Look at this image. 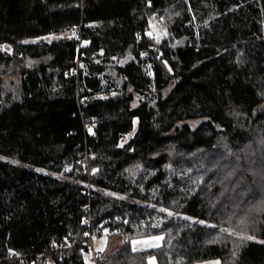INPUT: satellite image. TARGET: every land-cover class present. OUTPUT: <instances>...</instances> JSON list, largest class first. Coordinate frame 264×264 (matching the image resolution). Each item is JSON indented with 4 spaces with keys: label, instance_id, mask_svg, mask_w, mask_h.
Masks as SVG:
<instances>
[{
    "label": "trees",
    "instance_id": "16d2710c",
    "mask_svg": "<svg viewBox=\"0 0 264 264\" xmlns=\"http://www.w3.org/2000/svg\"><path fill=\"white\" fill-rule=\"evenodd\" d=\"M170 11L167 34L151 38ZM221 141L257 152L247 166L258 175H241V161L209 165V153L226 155ZM263 147L264 0H0V264L42 253L86 264L89 215L98 237L124 239L98 264H148L152 253L157 264H264ZM16 156L27 167L4 160ZM155 235L161 247L130 249Z\"/></svg>",
    "mask_w": 264,
    "mask_h": 264
},
{
    "label": "rangeland",
    "instance_id": "374dc122",
    "mask_svg": "<svg viewBox=\"0 0 264 264\" xmlns=\"http://www.w3.org/2000/svg\"><path fill=\"white\" fill-rule=\"evenodd\" d=\"M175 13L174 12H168L165 15H162V17L160 19H153L151 22V29L148 32V35L157 40L159 37L164 36L167 34V27L168 24L170 23V20L174 17ZM76 37L77 36V32L74 31H67L65 33L59 34V35H50V36H46L40 39V41L44 40L45 42H51L55 39H59V38H71V37ZM38 41V40H37ZM157 49V48H156ZM116 59V58H115ZM117 61V60H115ZM114 66H109V69L107 71V74L110 76V79H114L115 83L118 84V86L121 85L122 83V79L117 75V71L114 70L113 68ZM137 100L134 103V106H137ZM188 124L193 128H197V126L199 125V122L197 121H188ZM135 133V129L133 132H131L129 135H127L124 139L123 142H126L133 134ZM222 143V145H220ZM221 143L219 142L218 146L216 147L215 151H220V150H225L226 155L225 156H218L216 154H211L209 153L208 157V163L209 165L211 163L213 164H223V165H231L233 167L237 166L239 164V161L242 162L243 166H238L236 169L238 171H241V175L246 173L245 170H247L248 166V162L249 161H256L259 159H253L252 156H258L257 152L250 150V148L244 147L242 149L243 152L241 153H237L236 151H231L228 146L226 145L225 142L221 141ZM258 145L261 149V145L259 143L254 144V147ZM264 148V147H263ZM220 149V150H219ZM216 153V152H214ZM218 153V152H217ZM200 153H198V157L197 156H193L189 157V156H185L184 157V161L186 162V164L188 165H193L195 163H197V159L196 158H200ZM228 155V156H227ZM241 156V157H240ZM91 158V157H90ZM4 160H7L15 165L18 166H22V167H27L26 162L20 157V156H16L12 159H7L5 158ZM209 167V166H208ZM48 168V167H47ZM46 167L45 168H36L35 170L38 172H43V173H47L48 169ZM198 168H200V166H198ZM207 168V167H206ZM170 171L173 174L176 175H180V170L178 167H170L169 168ZM249 169V168H248ZM186 170L190 173L191 171L188 169V167L186 168ZM215 171H211L209 170L206 174L207 178L211 177L214 174ZM251 174H255L258 175V172H254L253 170L248 171ZM250 176V174H249ZM255 177V176H254ZM234 180L239 179V175L236 176L235 178L232 177ZM253 178V177H252ZM255 178H253L254 180ZM259 179V178H256ZM257 190V189H256ZM255 190V191H256ZM237 191V190H236ZM237 194V193H236ZM111 196H114L113 194H109ZM114 197H120V196H114ZM152 206V205H151ZM169 213V214H173V215H177L175 212H169L166 209L162 208V207H158V213ZM179 216V215H178ZM182 218H186L184 216H181ZM155 223L161 224L164 221V217L162 216H155ZM230 220H228L229 222ZM191 223H197L198 225L202 224L201 221L198 220H190ZM227 222V223H228ZM221 225L214 227L218 232H221L223 234L226 235H235L238 238L244 239L246 241H251L254 240V236L250 235L249 233H245V232H239L237 231L235 228H232L230 226H227L226 223H220ZM114 236L112 238L109 239L110 237V233L108 231H104L103 235L101 237H97L96 242H95V247H94V252H96L98 255H104V256H110L112 255L117 249H119L123 243H124V239L121 235H118L117 232H115L113 234ZM230 237V236H227ZM163 240H164V236L163 235H155V236H149V237H141V238H137L131 241L130 243V249L133 252H140V251H149V250H155L159 247H161L163 245ZM84 253V252H83ZM85 255V254H84ZM148 264H157V259L155 257V255L152 253L149 258H148ZM197 264H222L220 259H211V260H205V261H201Z\"/></svg>",
    "mask_w": 264,
    "mask_h": 264
},
{
    "label": "built area",
    "instance_id": "2783aa9c",
    "mask_svg": "<svg viewBox=\"0 0 264 264\" xmlns=\"http://www.w3.org/2000/svg\"><path fill=\"white\" fill-rule=\"evenodd\" d=\"M14 56H17L14 54ZM90 157L88 154L86 156H82L80 158V164L85 168V173L89 177L92 175V170L90 167ZM90 188V184H88ZM85 224L88 226L87 231L85 232V241L82 243V249L84 252V258L86 264H98V260L100 259V255L94 252L95 242L97 239V235L100 232V228L95 227L92 228V220L91 216L86 219ZM71 248L70 242L64 241L60 244H55L52 247V250L58 253L59 257L65 256V252H67ZM48 255V253L46 254ZM44 253L38 254L30 261L31 264H53L55 262V258L49 254L46 256ZM20 263L24 264L25 260L20 257Z\"/></svg>",
    "mask_w": 264,
    "mask_h": 264
}]
</instances>
